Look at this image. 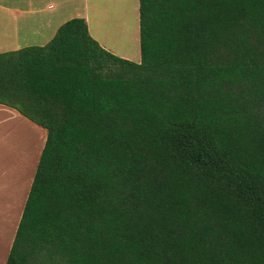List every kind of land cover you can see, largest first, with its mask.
Returning a JSON list of instances; mask_svg holds the SVG:
<instances>
[{
    "label": "trees",
    "instance_id": "obj_1",
    "mask_svg": "<svg viewBox=\"0 0 264 264\" xmlns=\"http://www.w3.org/2000/svg\"><path fill=\"white\" fill-rule=\"evenodd\" d=\"M139 3V63L82 18L0 54L47 131L6 264H264V0Z\"/></svg>",
    "mask_w": 264,
    "mask_h": 264
},
{
    "label": "crops",
    "instance_id": "obj_2",
    "mask_svg": "<svg viewBox=\"0 0 264 264\" xmlns=\"http://www.w3.org/2000/svg\"><path fill=\"white\" fill-rule=\"evenodd\" d=\"M137 1V7L135 6L137 11L134 14L136 20L133 21L131 18L133 14L129 10V0H0V54L29 47L45 46L54 39L62 25L72 19L82 18L86 20L91 36L103 48L107 49V46L116 48L121 43L126 44V50L122 51L126 58L139 63L141 55L137 57L132 55V49L129 48V44L137 41L141 52L140 0ZM1 118H5L7 124L11 121L14 124H20V127H24L23 130H38L43 138L39 157L31 172V163L36 154L35 147L41 140L39 136L33 138L30 136L32 141L30 149L24 150L19 144L17 147L13 145L5 153L6 158L5 155L2 157L8 160L9 164L6 163L7 168L0 169L2 175L0 186L5 185V188H9L13 184L14 187L11 195L13 200L4 214L12 212L14 208L17 210L19 207L21 208L19 213L21 220L47 139V131L41 127L38 128L39 126L37 127L17 110L2 104H0V127ZM25 133L27 134L26 131ZM16 178L18 179L16 183L11 181ZM20 220L17 221V228Z\"/></svg>",
    "mask_w": 264,
    "mask_h": 264
},
{
    "label": "rangeland",
    "instance_id": "obj_3",
    "mask_svg": "<svg viewBox=\"0 0 264 264\" xmlns=\"http://www.w3.org/2000/svg\"><path fill=\"white\" fill-rule=\"evenodd\" d=\"M137 4H138L137 0H129V6H130L129 10L133 14V15L131 14L132 15L131 18L133 19V21L136 20L134 14L137 11V8L135 9V6L137 7ZM133 25H135V24H133ZM125 45L126 44L121 43L116 48H111V47L107 46L108 48L107 49L104 48V49L109 51L110 53L118 56V57H121L123 59H127L124 52H122V51L126 50ZM129 48L132 49V55H134L136 57L138 55L139 56L141 55L140 47H138L137 41L134 44H129ZM127 60H130V59H127ZM130 61H132V60H130ZM1 120H2V124L0 127V169L7 168V164H9L8 163L9 161L5 159L6 158L5 153L7 152V150L9 148H11L13 145L15 147H17V144H19L24 150H28L31 148V145H32L31 144L32 143L31 138L39 136V138H41V140H40V143L37 144V146L35 147V149H36L35 153L36 154L34 156V159L31 163L32 166L30 168V172L33 171L35 164L37 162V159L39 157L41 145L43 142L42 136L38 133V130H30L29 128H28L29 130H23L24 127H20V124H18V123L14 124V122L11 121V123L9 122L7 124L5 118H1ZM30 126H32V125H30ZM38 128H40V127H38ZM25 131L27 132V134L25 133ZM30 136H31V138H30ZM36 139L37 138H35V140ZM15 141H17V142H15ZM3 155H5L4 156L5 158L2 159ZM21 167H23V166H21ZM22 171H23V169H22ZM22 174H23V172H22ZM17 178L14 180H11V181L16 183V180H18ZM0 179H2L1 174H0ZM4 186L5 185L0 186V197H2V198H0V214H2L1 215V224H0V264L6 263V260H7V257L9 255V251H10V248L12 246L14 236L16 233V229H17L16 224H17V221L20 220L19 213H20V209H21L19 207L17 208V210H16V208H14V210L12 212L4 214V211L9 207L11 201L13 200V199H11V195H12L13 189H14L13 184L9 188H5Z\"/></svg>",
    "mask_w": 264,
    "mask_h": 264
}]
</instances>
